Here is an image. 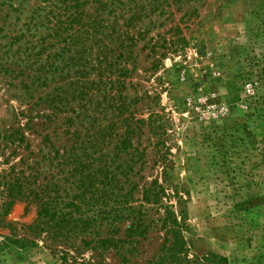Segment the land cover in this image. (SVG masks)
<instances>
[{
	"label": "rangeland",
	"instance_id": "1",
	"mask_svg": "<svg viewBox=\"0 0 264 264\" xmlns=\"http://www.w3.org/2000/svg\"><path fill=\"white\" fill-rule=\"evenodd\" d=\"M121 1L119 25L141 35L118 57L125 75L106 72L120 91L106 88L134 128L135 217L113 233L99 216L81 233L42 223L73 194L58 160L70 113L36 102L48 89L31 85L24 49L45 32H26L43 3L0 0V264H264V0Z\"/></svg>",
	"mask_w": 264,
	"mask_h": 264
},
{
	"label": "trees",
	"instance_id": "2",
	"mask_svg": "<svg viewBox=\"0 0 264 264\" xmlns=\"http://www.w3.org/2000/svg\"><path fill=\"white\" fill-rule=\"evenodd\" d=\"M41 1L43 6L40 11L32 12L26 22V32L31 28L34 33L38 28L45 32L34 44L27 42L24 49L28 51V59L34 58L30 65L38 63L31 85L37 82L36 87L48 89L36 102L40 101L51 108L52 117L58 113H70L65 117L66 127L63 129L67 140L60 146L62 154H58L57 150L56 155H60L58 160L62 172L69 173L72 179L73 190V194L67 196L64 207H69L68 211L55 210L51 214L49 204L41 208L42 214H51L42 223L48 228L54 223V226L67 231L76 229L84 233L94 228L100 216L108 222L110 231L115 233L119 230L116 226L118 222L135 217L134 208L126 203L135 187L129 176L140 156L137 155V148H131L134 128L128 118L122 119L125 130L113 141L114 134L117 135L115 131L120 128V117L123 111H128V102L122 95L108 94V84L109 88L120 91L123 82L118 76L107 78L106 72L111 69L112 74L118 69V75H125L124 66L116 68L118 57L131 52L137 42L136 37L141 33L130 34L128 28L123 30L122 25H119L121 14L117 9L121 0ZM130 19L133 20L131 16ZM23 35L20 33L12 37L11 44L19 41ZM43 52L45 57L41 59ZM27 86L29 92L30 84ZM109 108L115 114L107 116L105 119L108 123L102 125L96 116L103 114L106 117ZM129 117L132 119L130 114ZM45 137L47 139L48 135ZM111 143V149L105 151V147ZM121 178L123 180L119 184ZM100 180L105 189L97 195L99 189L96 185ZM126 184L128 186L125 189ZM145 198L148 199L147 195ZM98 203H103V207L97 209L96 215L82 216ZM73 211L79 215L73 216ZM135 219L128 226L129 232L138 228L137 217ZM105 241L112 244L116 242L111 238Z\"/></svg>",
	"mask_w": 264,
	"mask_h": 264
}]
</instances>
